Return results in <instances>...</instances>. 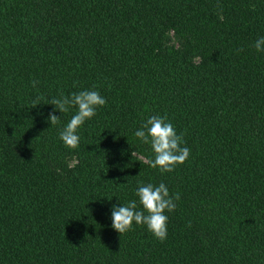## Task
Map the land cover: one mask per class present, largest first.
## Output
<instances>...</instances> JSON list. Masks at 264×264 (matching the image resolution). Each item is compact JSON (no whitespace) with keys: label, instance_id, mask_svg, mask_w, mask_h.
<instances>
[{"label":"trees","instance_id":"1","mask_svg":"<svg viewBox=\"0 0 264 264\" xmlns=\"http://www.w3.org/2000/svg\"><path fill=\"white\" fill-rule=\"evenodd\" d=\"M261 35L264 0H0V264H264ZM93 87L70 149L50 99ZM155 114L190 149L164 174L133 135ZM137 180L179 194L163 241L111 227Z\"/></svg>","mask_w":264,"mask_h":264},{"label":"clouds","instance_id":"2","mask_svg":"<svg viewBox=\"0 0 264 264\" xmlns=\"http://www.w3.org/2000/svg\"><path fill=\"white\" fill-rule=\"evenodd\" d=\"M258 53H264V35L258 36L252 43ZM33 81V85H35ZM49 104L59 113L74 112L66 123L58 129V139L68 148L74 149L80 143L79 129L95 116L99 107L106 104V99L99 90L81 88L78 91L52 97ZM35 105V104H34ZM59 116L49 112L46 117L49 125H56ZM142 143L149 144L151 155L145 158L149 168L156 169L160 174L173 171L189 157L190 149L184 144L181 134H178L172 121L165 115H148L133 132ZM136 199L109 206L111 227L119 234L126 233L134 225L144 228L158 240L167 237L168 214L172 213L179 200V194L172 192L163 180L158 183L137 180L133 190ZM139 205V207H138Z\"/></svg>","mask_w":264,"mask_h":264},{"label":"rangeland","instance_id":"3","mask_svg":"<svg viewBox=\"0 0 264 264\" xmlns=\"http://www.w3.org/2000/svg\"><path fill=\"white\" fill-rule=\"evenodd\" d=\"M168 36H169V42H170L171 44L179 45V44H178V41H176V38H175V36H174V34H173L172 32H170V33L168 34Z\"/></svg>","mask_w":264,"mask_h":264}]
</instances>
